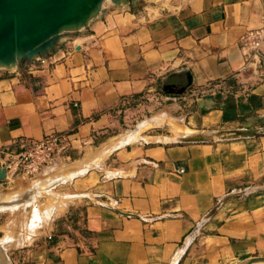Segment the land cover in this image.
<instances>
[{
	"label": "crops",
	"instance_id": "obj_1",
	"mask_svg": "<svg viewBox=\"0 0 264 264\" xmlns=\"http://www.w3.org/2000/svg\"><path fill=\"white\" fill-rule=\"evenodd\" d=\"M263 20L264 0L108 2L42 59L0 69V164L61 136L34 177L69 200L67 229L54 220L15 264L264 257Z\"/></svg>",
	"mask_w": 264,
	"mask_h": 264
},
{
	"label": "water",
	"instance_id": "obj_2",
	"mask_svg": "<svg viewBox=\"0 0 264 264\" xmlns=\"http://www.w3.org/2000/svg\"><path fill=\"white\" fill-rule=\"evenodd\" d=\"M106 0H0V69L11 70L26 61L40 60L56 49L64 33L78 31L95 18ZM116 6L136 5L137 0H109ZM174 92L172 90H168ZM180 89L175 91L181 93ZM253 131L221 133L219 137H250ZM204 134H187L182 141L205 142ZM7 165L0 166V180ZM9 205V204H8ZM241 264H264L253 257Z\"/></svg>",
	"mask_w": 264,
	"mask_h": 264
},
{
	"label": "rangeland",
	"instance_id": "obj_3",
	"mask_svg": "<svg viewBox=\"0 0 264 264\" xmlns=\"http://www.w3.org/2000/svg\"><path fill=\"white\" fill-rule=\"evenodd\" d=\"M108 2L109 0H106L104 3ZM36 181V177L34 176L24 177L18 175V177L12 178V182L9 181L8 184L3 185L0 189L1 199L2 197L6 199L8 197L9 200H26V202L22 201L25 205L16 209L0 210V243L2 244L4 242L2 247L0 244L1 250L4 248L0 252V256L4 260L3 264H15L16 255L21 251L30 249L33 244L40 242L44 235H47L54 220H56V225H58L61 232L67 229L65 225L66 219L61 214L64 205L69 201L68 197L63 194L61 188L50 190L49 188H40L39 190L36 187ZM17 196L19 199H16ZM34 218L37 221L40 218L38 221L39 224ZM31 220L32 222H30ZM33 223L38 224V226L35 228L34 226L36 225L33 226ZM30 225L32 226L30 227ZM30 228H34L32 229L34 233L31 232ZM27 238L29 241H27Z\"/></svg>",
	"mask_w": 264,
	"mask_h": 264
},
{
	"label": "built area",
	"instance_id": "obj_4",
	"mask_svg": "<svg viewBox=\"0 0 264 264\" xmlns=\"http://www.w3.org/2000/svg\"><path fill=\"white\" fill-rule=\"evenodd\" d=\"M260 32L261 37L256 41V47H260L264 43V26ZM61 141L62 137L57 135H48L37 141H22L21 151L6 158L0 164V166L7 165V179L1 181H7L11 176L18 173L25 177L35 176L44 167L52 164L54 154ZM182 171L180 169V172Z\"/></svg>",
	"mask_w": 264,
	"mask_h": 264
},
{
	"label": "bare ground",
	"instance_id": "obj_5",
	"mask_svg": "<svg viewBox=\"0 0 264 264\" xmlns=\"http://www.w3.org/2000/svg\"><path fill=\"white\" fill-rule=\"evenodd\" d=\"M61 179H62V178H61ZM7 198H8V197H7ZM15 198H16V197H15ZM50 198H51V197H50ZM2 199H3V197H2ZM5 199H6V198H5ZM16 199H19V197L17 196ZM24 201L26 202V200H24ZM29 201H30V200H29ZM29 201H28V202H29ZM61 201H62V200H61ZM10 202H11V201H10ZM25 202H24V203H25ZM0 205H1V204H0ZM23 205H25V204H23L22 202L15 203V204H9V205H8V204H7V205H4V203H3V206H2V205L0 206V210H6V209L13 210V209H16V208H18V207H20V206H23ZM34 216H35V215H34ZM38 217H39V216H38ZM38 217H36V218H38ZM45 217H46V216H45ZM36 218H34V220H36V222L38 223V221H39L40 218L38 219V221H37ZM28 219H29V218H28ZM32 220H33V219H32ZM32 220H31L30 222H32ZM45 220H46V219H45ZM28 221H29V220H28ZM24 222H25V221H24ZM46 222H47V220H46ZM27 224H29V223L27 222ZM30 224H31V223H30ZM38 224H39V223H38ZM38 224L33 223V226L36 225V226H34V227L36 228V227L38 226ZM23 225H24V224H23ZM31 226H32V225H30V227H31ZM25 227L27 228V226H25ZM27 229H28V228H27ZM30 229H31V228H30ZM32 229H34V228H32ZM32 229H31V232L34 233V230H32ZM25 232H26V231H25ZM23 234H24V233H23ZM25 235H28V234H25ZM30 237H32V236L30 235ZM8 238H9V237H8ZM8 238H7V239H8ZM25 240H26V239H25ZM31 240H32V239H31ZM7 241H8V240H7ZM7 241H6V242H7ZM27 241H29L28 238H27ZM19 242H20V241H19ZM22 242H23V241H22ZM22 242H21V243H22ZM3 243H4V242H3ZM3 243H2V244H3ZM23 243H24V242H23ZM0 244H1V243H0ZM2 244H1V247H2ZM22 245H23V244H22ZM3 249H4V248H3ZM3 249H2V250H3ZM2 250H1V248H0V252H1ZM3 261H4V260H3V259L1 258V256H0V264H3Z\"/></svg>",
	"mask_w": 264,
	"mask_h": 264
}]
</instances>
